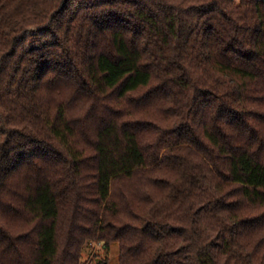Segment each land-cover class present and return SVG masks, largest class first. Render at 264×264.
I'll use <instances>...</instances> for the list:
<instances>
[{
    "label": "trees",
    "instance_id": "16d2710c",
    "mask_svg": "<svg viewBox=\"0 0 264 264\" xmlns=\"http://www.w3.org/2000/svg\"><path fill=\"white\" fill-rule=\"evenodd\" d=\"M94 244L264 264V0H0V264Z\"/></svg>",
    "mask_w": 264,
    "mask_h": 264
},
{
    "label": "rangeland",
    "instance_id": "374dc122",
    "mask_svg": "<svg viewBox=\"0 0 264 264\" xmlns=\"http://www.w3.org/2000/svg\"><path fill=\"white\" fill-rule=\"evenodd\" d=\"M35 39V35H32ZM119 246L112 245L109 250L104 249L103 245H92L83 257L84 264H98L100 261H108V264H118Z\"/></svg>",
    "mask_w": 264,
    "mask_h": 264
}]
</instances>
